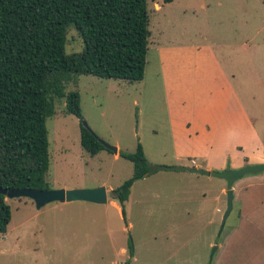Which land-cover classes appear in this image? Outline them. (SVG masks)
<instances>
[{
	"label": "rangeland",
	"instance_id": "374dc122",
	"mask_svg": "<svg viewBox=\"0 0 264 264\" xmlns=\"http://www.w3.org/2000/svg\"><path fill=\"white\" fill-rule=\"evenodd\" d=\"M148 8L151 35L144 80L78 74L66 83L65 91L80 93L82 118L67 110L66 97L56 98V112L47 119L46 179L51 188L105 186L110 200L112 190L132 177L131 160L116 158L108 149L92 155L83 147L81 123L123 152L133 153L143 142L149 148L154 136L149 124L152 108L164 105L157 76L156 52L161 46H195L212 54L228 71L264 139V0H148ZM67 38L68 54L84 49L72 22ZM159 117L166 119L163 111ZM150 158L155 168L158 157ZM160 174L170 178L166 184L153 181L152 173L135 182L125 217L110 201L46 204L39 209V220L51 227L1 243L7 251L0 254V264H126L129 258L118 249L128 247L130 240L138 248L130 264H264V228L244 229L241 238L233 235L223 248L220 245L240 222L234 201L222 228L228 198L220 190L221 184L228 185L226 179L177 169ZM17 219L15 214L13 234Z\"/></svg>",
	"mask_w": 264,
	"mask_h": 264
},
{
	"label": "trees",
	"instance_id": "16d2710c",
	"mask_svg": "<svg viewBox=\"0 0 264 264\" xmlns=\"http://www.w3.org/2000/svg\"><path fill=\"white\" fill-rule=\"evenodd\" d=\"M71 22L84 49L68 54ZM149 25L148 0H0V187L51 188L47 119L56 112V98L66 97L67 110L82 118L80 93L65 91L78 74L141 82ZM81 129L89 153L108 149L82 123ZM119 154L134 164L132 177L112 190L125 217L133 185L154 168L141 143L135 152ZM6 197L0 193V235L12 218ZM128 252L135 254L132 240Z\"/></svg>",
	"mask_w": 264,
	"mask_h": 264
},
{
	"label": "crops",
	"instance_id": "0c3cea01",
	"mask_svg": "<svg viewBox=\"0 0 264 264\" xmlns=\"http://www.w3.org/2000/svg\"><path fill=\"white\" fill-rule=\"evenodd\" d=\"M156 53L164 105L152 108V123L149 121V124L153 127V140L149 148L142 143L148 159H151L150 154L158 157L154 160L157 165L152 173L153 181L166 184L170 179L160 174L161 165L223 171L264 163V139L245 110L228 71L215 57L195 46H161ZM145 76L146 72L144 79ZM162 111L166 119H160ZM120 151L118 147V152L114 153L116 158L121 157ZM183 171L191 175L197 173ZM148 177L151 174L143 179ZM233 188L240 222L229 230L221 247L233 235L241 238L244 229L261 231L264 228V171L245 175L233 184ZM227 189L228 185L221 184L220 194L224 195ZM6 200L11 206L12 218L7 233L0 235V244H9L11 238L37 235L51 227V216L47 218L50 226L43 225L39 220L41 208H37L32 199L6 197ZM108 201L122 213L117 201L113 198ZM15 214L18 217L17 233L13 234ZM4 246H0V254L7 251ZM118 253L135 260L138 248L135 246L133 257L124 245L119 247Z\"/></svg>",
	"mask_w": 264,
	"mask_h": 264
},
{
	"label": "water",
	"instance_id": "95a60500",
	"mask_svg": "<svg viewBox=\"0 0 264 264\" xmlns=\"http://www.w3.org/2000/svg\"><path fill=\"white\" fill-rule=\"evenodd\" d=\"M85 127L109 150L114 153L118 152V146L110 144L105 140L101 139L89 126L84 124ZM160 169H177L187 170L191 172H197L206 175H212L216 177H222L227 180L228 189L226 191L228 198V207L224 214L223 225L234 206V188L233 184L244 177L247 174L259 173L264 171V163L260 164H248L241 168L227 169L223 171L206 170L203 168L175 165V166H159ZM0 193L5 194L9 198L27 197L32 199L36 203L37 208H41L51 202H74V201H87L98 204H104L108 202L107 188L105 186H98L94 188H76V189H32V188H21L8 190L7 188L0 187ZM216 247L214 248V250Z\"/></svg>",
	"mask_w": 264,
	"mask_h": 264
}]
</instances>
